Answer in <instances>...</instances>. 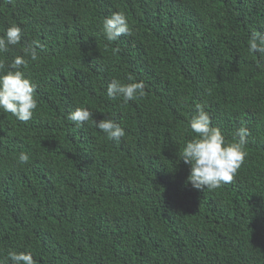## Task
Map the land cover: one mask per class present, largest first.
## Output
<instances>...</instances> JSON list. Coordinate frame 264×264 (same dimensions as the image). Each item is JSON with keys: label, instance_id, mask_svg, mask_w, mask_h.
<instances>
[{"label": "trees", "instance_id": "16d2710c", "mask_svg": "<svg viewBox=\"0 0 264 264\" xmlns=\"http://www.w3.org/2000/svg\"><path fill=\"white\" fill-rule=\"evenodd\" d=\"M113 12L131 34L109 42ZM12 24L22 40L0 71L27 59L38 108L27 123L0 110V261L14 250L37 264H264V70L247 47L264 0H0V36ZM129 76L144 95L109 99V82ZM197 104L227 142L250 133L237 175L214 190L186 183L179 158ZM78 107L125 135L76 128Z\"/></svg>", "mask_w": 264, "mask_h": 264}, {"label": "clouds", "instance_id": "9594fccd", "mask_svg": "<svg viewBox=\"0 0 264 264\" xmlns=\"http://www.w3.org/2000/svg\"><path fill=\"white\" fill-rule=\"evenodd\" d=\"M4 2L12 3V0ZM102 32L109 42L130 35L131 27L127 16L123 12H113L104 18ZM22 35L21 27L16 24L10 25L4 35L0 36V57L9 51L10 46L20 44ZM38 47L41 46L37 43L30 49H25L26 55H30L32 61L38 59ZM247 47L250 54H260L257 67L264 70V32L253 31L248 38ZM4 67V60L0 58V70ZM27 67L28 60L18 56L11 62L6 73L0 71V110L12 114L23 123L30 121L38 108L37 86L26 72L21 70ZM128 80L133 81V78L129 76ZM106 95L112 100L122 97L127 103L144 95V84L134 81L122 83L118 79H113L107 85ZM67 119L78 129L92 120L108 139L116 142L125 135V130L119 123L108 118L98 122L88 108H76ZM189 127L195 136L186 143L179 155L180 160L190 165V175L186 183H190L197 190H214L230 183L246 159L245 146L250 135L248 129L238 128L233 141L227 142L222 130L212 125L211 116L202 104L196 105V114L189 121ZM17 160L19 164L24 165L29 162L30 157L27 153L21 152ZM0 264H37V261L31 251L10 250Z\"/></svg>", "mask_w": 264, "mask_h": 264}]
</instances>
